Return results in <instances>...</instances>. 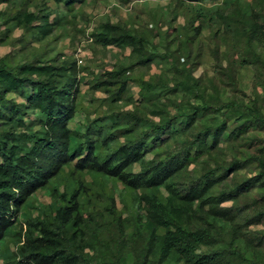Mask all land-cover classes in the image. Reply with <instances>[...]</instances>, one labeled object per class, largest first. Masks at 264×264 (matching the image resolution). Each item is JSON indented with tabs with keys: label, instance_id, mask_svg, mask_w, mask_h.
Here are the masks:
<instances>
[{
	"label": "rangeland",
	"instance_id": "1",
	"mask_svg": "<svg viewBox=\"0 0 264 264\" xmlns=\"http://www.w3.org/2000/svg\"><path fill=\"white\" fill-rule=\"evenodd\" d=\"M250 26L264 32V0H0V66L32 80L42 76L34 70L26 76L22 66L50 64L76 77L68 121L72 143L84 140L91 122L106 124L113 139L105 145L91 139L108 153L172 118L174 129L127 171L187 156L164 185L136 191L116 177L68 162L21 203L0 244V264L19 258L17 247L31 220L60 230L54 213L72 193L81 223L75 232L65 227L63 235L88 260L82 264H137L154 224L159 237L145 264H157L168 230L156 223L147 194L156 196L174 222L170 231L180 226L208 234L197 243L187 239L196 254L221 253L216 264H264V184L231 200L206 199L257 175L258 158H264V43L256 36L249 41ZM10 88L0 85V137L22 154L31 146L27 137L44 132V116L26 107L29 82ZM197 105H207L203 118L187 126L183 111ZM253 107L261 117L251 114ZM115 114L119 125L109 123ZM133 115L141 120L126 133ZM222 121L227 128L216 144L201 150L196 141L202 130ZM243 124L249 128L231 133ZM207 169L220 179L205 200H181ZM33 232L35 237L38 230ZM161 264L189 263L172 254Z\"/></svg>",
	"mask_w": 264,
	"mask_h": 264
},
{
	"label": "trees",
	"instance_id": "2",
	"mask_svg": "<svg viewBox=\"0 0 264 264\" xmlns=\"http://www.w3.org/2000/svg\"><path fill=\"white\" fill-rule=\"evenodd\" d=\"M247 34L249 41L256 36L264 43V32L257 30L256 27L250 26ZM22 70L26 76L27 73L34 70L42 77L37 80H32L29 77L22 78L2 65L0 66L2 84L0 85H4L7 90H10V87H18L21 82H29V86H32L33 89L24 95L26 107L39 109L44 116L45 128L41 134L33 132L27 137L31 146L25 149L26 152L22 154L16 153L11 147L7 148L6 141L0 137V244L6 233L13 227L15 215L19 211L21 203L37 188L46 185L48 180L70 161L74 162L73 165L76 169H88L96 174L116 177L123 181L131 191L164 185L169 177L182 168L187 161L186 155L178 154L170 157L168 161H159L148 168L127 171L130 166L144 159L145 154L154 148L156 141L162 142L163 136L174 129L172 118L155 124L149 130L140 131L133 139L115 146L108 153L98 151L99 147L96 141L91 139V136L96 138L101 145H105L113 139V132L107 131V128L111 126L106 124L91 122L84 130V140L72 143L73 134L69 130L68 121L73 114L71 101L77 81L76 77L68 75L66 69H59L50 64L35 67L26 65L22 66ZM0 94L2 93L0 92ZM191 107V110L183 111L187 126L190 122L203 118V112L207 109V105ZM250 112L254 116L261 117L256 107L251 108ZM117 116L116 114L110 115L109 123L121 124ZM130 118L131 122L127 124L129 128H123L126 133L130 132L141 120L140 117L134 115ZM171 128L172 130H170ZM225 128H227L225 121L213 125L207 124L201 132L202 139L196 141L198 147L203 150L208 145H215ZM243 128L245 131L249 126L240 125L231 133L237 132L238 134ZM258 161L261 169L257 175L244 178L235 188L223 190L218 196H210L206 198L207 201L218 203L231 200L255 184H264V158H258ZM228 169L225 168L224 171ZM219 179L220 177L215 176L213 170L207 169L201 178L188 184L179 198L186 203H192L193 200L199 199L205 200L203 197ZM74 196L75 193H72L66 200L67 204L57 207L55 210L54 219L60 230L54 231L51 228L52 224L49 225L40 218L31 220L28 223V232L25 234L24 243L17 247L19 258L8 260L6 264H82V261H88L85 256L80 255L65 243L63 235L65 227L66 230L74 227L75 232L77 231L75 227L81 223V217L77 213V203L73 200ZM144 199L154 213L156 223L168 230L161 237L163 241L157 264H161L172 254L179 255L189 264H216L223 258V255L217 252L207 255L196 254L190 242L197 243L208 234L200 231H188L180 226H177L176 232L170 231L174 222L167 219L161 202L152 194H147ZM33 229L34 232L38 230L35 237L30 233ZM156 229L157 225L154 224L147 236L146 250L136 257L137 264H145L158 236L155 232ZM189 237L192 241H187Z\"/></svg>",
	"mask_w": 264,
	"mask_h": 264
}]
</instances>
